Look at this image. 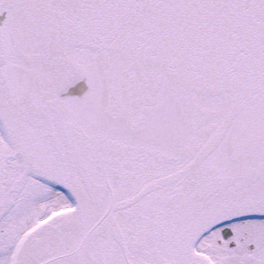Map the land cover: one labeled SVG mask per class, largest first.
Segmentation results:
<instances>
[{"label":"snow or ice","instance_id":"obj_1","mask_svg":"<svg viewBox=\"0 0 264 264\" xmlns=\"http://www.w3.org/2000/svg\"><path fill=\"white\" fill-rule=\"evenodd\" d=\"M0 264H264V0H0Z\"/></svg>","mask_w":264,"mask_h":264}]
</instances>
